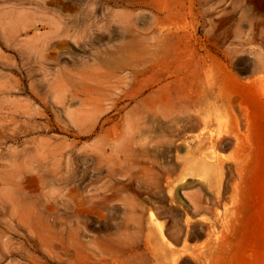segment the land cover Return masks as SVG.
<instances>
[{
	"label": "rangeland",
	"instance_id": "374dc122",
	"mask_svg": "<svg viewBox=\"0 0 264 264\" xmlns=\"http://www.w3.org/2000/svg\"><path fill=\"white\" fill-rule=\"evenodd\" d=\"M161 1L178 15L168 21L146 5L156 0H0V264H264V0ZM35 9L42 17L32 24ZM87 11L86 34L70 27L68 37L45 34L49 19L66 29ZM122 17L129 38L169 33L177 53L188 46L194 61L184 79L161 75L174 64H149V39L143 76L87 79L89 91L77 75L84 85L76 76L69 82V73L97 71L93 57L107 59L123 44ZM169 82L167 95L161 87ZM180 90L189 99L176 120L150 114L127 132L126 112L139 100L159 94L180 106L171 100Z\"/></svg>",
	"mask_w": 264,
	"mask_h": 264
},
{
	"label": "bare ground",
	"instance_id": "6f19581e",
	"mask_svg": "<svg viewBox=\"0 0 264 264\" xmlns=\"http://www.w3.org/2000/svg\"><path fill=\"white\" fill-rule=\"evenodd\" d=\"M152 0H150V2H151ZM164 1V0H163ZM167 0H165V2H166ZM170 1V0H169ZM176 1V0H175ZM161 0H156V3L155 4H150L149 2L148 3H146V5L147 6H149L153 11H155L157 14H165V18H167V20L169 21V19H172V18H174L176 15H178L177 13H178V10L176 9V7H175V5L174 4H167V3H165V4H161ZM173 2V1H172ZM83 3V2H82ZM113 2H112V0H107V4L106 5H110V4H112ZM140 3H141V1H140ZM163 3V2H162ZM169 3V2H168ZM84 4V3H83ZM117 4V3H116ZM13 5V4H12ZM11 5V6H12ZM25 6V5H24ZM35 6V5H34ZM6 7V6H5ZM4 7V8H5ZM16 7V6H15ZM37 7V6H36ZM10 8H12V7H10ZM18 8V7H17ZM35 8V7H34ZM3 9V8H2ZM37 9H39V8H37ZM91 9H93V8H91ZM112 9V8H111ZM4 10V9H3ZM14 9H12L11 11H13ZM18 11H23V10H19V8L17 9ZM31 10V9H30ZM40 10V9H39ZM2 11V10H1ZM0 11V12H1ZM10 11V10H9ZM15 11V10H14ZM13 11V12H14ZM18 11H15L16 13L18 12ZM26 11V10H25ZM32 11V10H31ZM6 12H7V10H6ZM43 12V11H42ZM8 14H9V12H7ZM6 13V14H7ZM11 13V12H10ZM25 13V12H24ZM29 13V12H28ZM28 13H25V16H26V14H28ZM19 14V13H18ZM18 14L16 15L15 14V16L18 18L19 16H18ZM23 14V13H22ZM30 14H31V12H30ZM29 14V15H30ZM32 14H33V12H32ZM32 14L30 15L31 16V19H33V18H36L35 20H32L33 22H32V24L34 23V22H36L37 21V19H38V17H42V16H37V14H38V11L35 9L34 10V14H33V16H32ZM41 14V13H40ZM43 14H45V13H43ZM93 13H92V11H87L86 13H84V17H83V19H79L78 17H77V15H74L73 17H72V19L69 17V21H70V19H71V22H70V25L68 26V28H67V26L66 25H68V23L65 25L66 26V29H65V27H61L62 25H63V23H60V22H58L57 21V19L58 18H56V20L54 19V18H52V19H49L48 21H47V27H45L46 28V33L45 32H43L42 33V35H44V33L45 34H47V35H49V36H51V38L53 37V36H55L56 38L58 37V39L61 37L62 38V36H67V33L68 32H70V31H67V30H70V28H71V30L72 29H74L75 30V28L77 29L78 28V30H79V33L81 34V35H83V34H86L90 29H91V27H92V23H91V19H90V17H91V15H92ZM116 14V13H115ZM131 14V13H130ZM180 14V13H179ZM10 15V14H9ZM14 15V14H13ZM12 15V16H13ZM21 15V14H20ZM110 15L113 17V13H112V11L110 12ZM124 15V14H123ZM127 15V14H126ZM133 15V14H132ZM24 16V17H25ZM128 16V15H127ZM127 16L125 17V18H127ZM154 16V15H153ZM5 17H7V16H5ZM9 17V16H8ZM16 17H14L13 16V18H16ZM43 17H45V16H43ZM48 17V16H47ZM47 17H45L46 19H47ZM120 17V16H119ZM124 17V16H123ZM122 17V18H123ZM130 17V16H129ZM10 18V17H9ZM8 18V19H9ZM16 18V19H17ZM20 18V17H19ZM0 19H1V17H0ZM29 19V18H28ZM110 19V18H109ZM115 19V18H114ZM124 19V18H123ZM128 19V18H127ZM127 19H124V24L125 25H123V28H122V30H123V36H122V39L123 40H125L124 42H123V44H121L118 48H117V50L116 51H112V52H109L108 54L106 53V55H108L109 57H107V59H100V58H98V57H93V58H96L97 60H98V62L96 63L95 62V65L97 64V65H101V67H98V69H97V71L98 70H100L103 66L105 67V69H107V70H102L104 73H102V71H99L100 72V74L102 73V75H100L99 73V76H96L97 74H95V73H97V71L96 70H93L94 72H92V73H90V72H87V71H89V67H88V69H87V67H86V69H81V70H75V72L74 73H69V76L66 74V73H68V72H66V71H68V70H66V69H69V68H64L65 69V74L67 75V79L69 80V82H71L72 81V83L73 82H75L76 80H74V76H79V77H81L82 79H84V80H86V82L84 81V80H81V78L79 79V78H77V76L75 77L77 80H78V82L76 83V85L78 86L81 82L83 83V81H84V83H85V88L87 89L88 88V85L86 84L87 82L89 83V81H87V79H89V80H95V81H97L99 78H102V81H100L101 83L103 82V79H105V81H107V80H109V79H111L112 77L113 78H117L116 76H117V74H116V76H115V72H123V71H125V70H129V75H130V77H136V76H143L146 72H147V70H149V69H147L146 67H145V64H147L148 63V59H149V54H150V52L148 53V49L146 50L145 49V46L143 45L144 43H146L149 39H151V40H153L154 41V45H152V47L154 48V51L153 52H151V59H152V57H155V62H153V60H151L150 62H149V64L151 63V64H155V63H161V64H163V66H168L169 64H174L175 65V68H171L172 66H169L171 69L170 70H173V71H167L165 74H161V75H167V76H169V75H172V77H174L175 78V82H178L179 83V81H181L182 79H184L183 78V71L188 67V68H193V61H194V59H193V53H192V50H190V48H187L188 46H186V48L185 49H181V51L180 52H178L179 53V55H176V54H178L175 50V47H176V45H178L179 43H177L175 46H174V44L175 43H173V42H175V40L174 39H176V37H174V36H172L171 34H169L168 33V35L167 36H162L161 38H160V40H159V35H157V34H155V33H153L152 32V34L150 35V34H148L147 33V36L144 38V36L143 37H141V38H144V39H142L141 41H139V40H137V38L138 37H135L134 35H132L134 38H129L130 36H131V31H130V28H131V23H130V19H129V21H126ZM27 20V19H26ZM63 20V19H62ZM167 20H164V21H167ZM1 21V20H0ZM30 21V20H29ZM64 21V20H63ZM68 21V22H69ZM114 21V20H113ZM113 21L112 20H109V25H108V27H109V29H112L111 27H112V24H113ZM158 21V16H157V18L156 17H154V21H153V23L155 22H157ZM161 21V20H160ZM25 22H27V23H31V22H28V21H25ZM39 22H41L40 20H39ZM43 22V21H42ZM45 22V21H44ZM66 23V22H65ZM152 22H150L148 25H149V27H147V29H149L151 26H152V24H153ZM162 23V22H161ZM160 23V24H161ZM28 24V25H29ZM32 24H31V27H33L32 26ZM44 24V23H43ZM46 24H45V26H46ZM60 24H62L61 26H60ZM120 24V23H119ZM159 24V23H158ZM13 25V24H12ZM11 25V26H12ZM27 25V26H28ZM35 25V24H34ZM171 25H172V23H171ZM30 26V25H29ZM25 27H26V25H25ZM70 27V28H69ZM8 28V27H7ZM19 28V27H18ZM27 28V27H26ZM25 28V29H26ZM13 29V28H12ZM21 29H23V28H21ZM28 29V28H27ZM151 29V28H150ZM149 29V30H150ZM6 30V29H5ZM10 30V29H9ZM12 31V30H11ZM145 31V30H144ZM15 33V32H14ZM17 33V32H16ZM41 34V33H40ZM33 35H34V33H33ZM32 35V36H33ZM111 35V34H110ZM10 36V35H9ZM15 36V35H14ZM36 37H38L37 35H35ZM46 36V35H45ZM74 36H77V35H74ZM48 37V36H47ZM47 37H45L46 39H47ZM68 37V36H67ZM79 37H80V35H79ZM78 37V38H79ZM92 37V36H91ZM33 38V37H32ZM35 38V37H34ZM33 38V39H34ZM44 38V37H43ZM39 39V38H38ZM75 39H76V37H75ZM100 40V39H99ZM178 40V39H177ZM43 41H45V39H43ZM52 41V40H51ZM51 41H49V43L51 42ZM60 41V40H59ZM78 41V40H77ZM76 41V42H77ZM173 41V42H172ZM179 42H180V39H179ZM186 42V41H185ZM185 42H183V43H185ZM47 41H46V44H49ZM53 43V42H52ZM63 43V42H62ZM62 43H61V45H62ZM173 43V44H172ZM46 44L44 43V45L46 46ZM185 44H187V43H185ZM38 46V45H37ZM43 46V45H42ZM50 46V45H49ZM115 46V45H114ZM180 46V45H179ZM185 46V45H184ZM183 46V47H184ZM46 47H44V49H45ZM49 48V47H48ZM149 48V47H148ZM178 48V47H177ZM36 49V48H35ZM38 49H40V48H37V50ZM43 49V48H42ZM47 49V48H46ZM150 49V48H149ZM37 50H33L34 51V53L35 52H37ZM113 50V49H112ZM41 51V50H40ZM42 52H43V50H42ZM175 52V53H174ZM38 53V52H37ZM41 53V52H40ZM98 53V52H97ZM101 54V53H100ZM99 54V55H100ZM117 54H120V55H117ZM35 55V54H34ZM43 55V54H42ZM42 55H40V57L42 56ZM96 54H94V56H95ZM98 55V56H99ZM39 56V55H38ZM97 56V55H96ZM39 58V57H38ZM43 58V57H42ZM42 58H40L41 60H42ZM103 58H105V57H103ZM194 58H196V57H194ZM30 59V58H29ZM37 59V58H36ZM39 60V59H38ZM51 60H53V58L51 57ZM49 61V60H48ZM94 61H96V60H94ZM35 62V61H34ZM52 62V61H51ZM40 63V62H39ZM42 63V62H41ZM40 63V64H41ZM83 63V62H82ZM57 64V63H56ZM74 64V63H73ZM86 64V63H85ZM94 64V63H93ZM92 64V65H93ZM158 64V65H159ZM84 65V64H83ZM89 64H87V66H88ZM40 65H38V67H39ZM86 66V65H85ZM84 66V67H85ZM91 66V65H90ZM156 66V65H155ZM194 66H195V64H194ZM41 67V66H40ZM73 67V66H72ZM138 67H142L141 69H138L137 70V68ZM161 67H162V65H161ZM169 67H162L163 69H168ZM198 67H199V65L197 64V68H196V70L194 69V71H190L189 73H188V75H192V74H195V73H197V69H198ZM62 68V70L64 71V69ZM95 67H93V69H94ZM97 68V67H96ZM100 68V69H99ZM187 68V72H188V70H191V69H188ZM32 68H30V70H31ZM34 69V68H33ZM37 70V69H36ZM42 70H43V68H42ZM58 70V69H57ZM160 70V69H159ZM29 71V70H28ZM32 71L33 70H31V72L29 73V74H34V73H32ZM44 71V70H43ZM46 71V70H45ZM59 71V70H58ZM61 71V70H60ZM63 71H61V72H63ZM73 71V70H72ZM90 71H92V69L90 70ZM41 72V70L39 71V73ZM60 72V73H61ZM163 72V71H162ZM187 72H185V74H187ZM35 73H36V71H35ZM38 73V72H37ZM59 73V72H58ZM87 73H90V74H87ZM192 73V74H191ZM63 74H64V72H63ZM71 74V75H70ZM95 74V75H94ZM184 74V76L186 77V75ZM44 75V74H43ZM66 75H65V77H66ZM46 76H47V73H46ZM61 76V75H60ZM64 76V75H63ZM157 76H158V74H157ZM195 76V75H194ZM32 77V76H31ZM54 77V76H53ZM62 77V76H61ZM127 77V76H126ZM160 77V76H159ZM164 77V76H163ZM163 77H161V79L163 78ZM30 78V77H29ZM63 79H65L64 77H62ZM128 78V77H127ZM126 78V79H127ZM154 78H156V77H154ZM168 78V77H167ZM190 78H192V77H190ZM54 79H56V77H54ZM61 79V78H60ZM97 79V80H96ZM125 79V78H124ZM43 80H44V78H43ZM42 80V81H43ZM53 80V79H52ZM51 80V81H52ZM66 80V79H65ZM64 80V81H65ZM74 80V81H73ZM80 80H81V82H80ZM35 81V80H34ZM61 81H63V80H61ZM94 81V83H97V84H99L100 85V82H99V80L97 81V82H95ZM40 82V81H39ZM54 82V81H53ZM52 82V83H53ZM67 82V81H66ZM66 82H64V84L66 83ZM69 82H67L68 84H71L72 85V83H69ZM80 82V83H79ZM99 82V83H98ZM108 82V81H107ZM111 82V81H110ZM37 83V82H36ZM51 83V82H50ZM51 83V84H52ZM63 83V82H62ZM61 83V84H62ZM84 83L83 84H80L79 86H82V85H84ZM112 83V82H111ZM145 83V82H144ZM170 83L171 82H169V83H166L163 87H161V91L162 92H164L165 94H169L170 95V93H169V91H170V88L168 87V86H170ZM174 83V82H173ZM192 83H193V80H192ZM50 84V85H51ZM56 84V83H55ZM75 84V83H74ZM103 84V83H102ZM113 84V83H112ZM57 85V84H56ZM56 85H55V87H56ZM58 85H60V84H58ZM86 85H87V87H86ZM93 85V84H92ZM105 85V84H104ZM109 85H111V84H109ZM61 86V85H60ZM91 86V85H90ZM62 87V86H61ZM64 87V86H63ZM92 87V86H91ZM94 87V86H93ZM111 87H113L112 85H111ZM69 88H70V86H69ZM83 88V87H82ZM83 89V90H85V91H83V90H81V91H83V92H85L86 94H87V91H86V89ZM90 88V87H89ZM89 88H88V91H89ZM100 88H102V86L100 87ZM60 89V88H59ZM66 90H67V87L65 88ZM64 89V90H65ZM80 89H81V87H80ZM92 89H94V88H92ZM98 88H96V90H97ZM143 87H141L140 85H139V87L137 88V90L135 91L136 92V94H134V95H136V96H138L139 94L141 95V93L143 92ZM63 89H61V91H62ZM91 90V89H90ZM95 90V91H96ZM100 90V89H99ZM68 91H71V90H68ZM75 91V90H74ZM74 91L73 92H71V93H74ZM93 91V90H92ZM92 91L89 93L90 95H91V93H92ZM191 91V90H190ZM66 92V94H67V91H65ZM82 92V93H83ZM98 92H100V91H97V92H94L93 91V93L94 94H96V93H98ZM160 92V91H159ZM181 92H183V90H180V92L179 93H177L176 95L174 94V96H175V98H171V100H177V102L179 103H177L178 105H180V106H176V105H174V104H171V103H173V101H171V105H169V104H164V103H162V102H160L159 100L160 99H157L158 97H159V94L157 95V94H153V95H151V94H148L144 99H141V100H139L138 101V103H137V105L138 106H136L135 108H131L130 110L128 109V112H126L127 113V115H129V120H127V121H129V123H128V127H126L127 129H128V131L127 132H130V131H135V129L134 128H137V127H140V125L138 126V122L139 123H145V119L149 116H151L152 114H154V115H156V114H159V115H161V116H158L159 117V119L161 118V117H164V118H171V119H174L175 118V115L174 114H176L177 112H179V110L180 109H185V108H182L183 107V103H180L181 101L183 102V101H186L187 99H189L188 98V93L186 92V93H181ZM62 93H63V91H62ZM78 93V92H77ZM77 93H75V95L77 94ZM82 93H80V94H82ZM102 93H103V91L101 92V93H99V95L101 94L102 95ZM190 93V92H189ZM209 93V92H208ZM64 94V93H63ZM69 94V93H68ZM84 94V93H83ZM86 94H84V95H86ZM98 95V96H99ZM104 95V94H103ZM155 95H157L158 97H155ZM190 95V94H189ZM70 96L72 97V96H74V95H71L70 94ZM87 96V95H86ZM91 96H93V95H91ZM90 96V97H91ZM128 96H130V95H128ZM135 96V97H136ZM95 97V96H94ZM134 97V98H135ZM73 98V97H72ZM74 98H75V96H74ZM73 98V99H74ZM127 98H129V97H127ZM4 99V98H3ZM130 99V98H129ZM1 101H2V98L0 99ZM85 100H87V99H85ZM97 100V99H96ZM4 101L5 102H7L5 99H4ZM3 101V102H4ZM94 101V100H93ZM4 102V103H5ZM86 102H88V101H86ZM91 102V101H90ZM89 103V102H88ZM176 103V102H175ZM83 104V103H82ZM92 104V103H91ZM95 104H96V102H95ZM182 104V105H181ZM187 104H188V102H187ZM187 104H185V105H187ZM85 105V104H84ZM87 105H89V104H87ZM94 105V104H93ZM190 105V104H189ZM90 106V105H89ZM95 106V105H94ZM133 106H135V105H133ZM188 106V105H187ZM186 106V107H187ZM91 107H92V105H91ZM185 107V106H184ZM188 108H190V107H188ZM188 108H186V111H189L190 109H188ZM85 109V108H84ZM93 109H94V107H93ZM92 109V110H93ZM188 109V110H187ZM87 110H88V108H87ZM178 110V111H177ZM88 112V111H87ZM91 112V111H90ZM92 112H95V113H98L99 112V106L97 105L96 107H95V109H94V111H92ZM180 112H182V110L180 111ZM185 112V111H184ZM81 113H82V110H81ZM84 113V112H83ZM187 113V112H186ZM151 114V115H150ZM177 114H183V112L182 113H177ZM177 114H176V117H177ZM30 115V117H32V115L31 114H28V116ZM83 115V114H82ZM153 115V116H154ZM188 115V114H187ZM186 115V116H187ZM126 116V115H125ZM180 116V115H179ZM78 117V116H77ZM79 117H81V115L79 114ZM90 117V114L89 113H87L86 114V117L84 116V119H82V120H84V121H86L87 122V120H85V118L86 119H88ZM93 117V116H92ZM156 117V116H155ZM157 117V118H158ZM174 117V118H173ZM183 117H185L184 115H183ZM183 117H181V119L183 118ZM189 117V116H188ZM178 118V117H177ZM14 119V118H13ZM12 119V120H13ZM91 119V118H90ZM93 119H94V117H93ZM151 119V118H150ZM149 119V120H150ZM163 119V118H162ZM32 120V119H31ZM143 120V121H142ZM156 120V119H155ZM175 120H176V118H175ZM84 121H80L79 123L82 125H84ZM142 121V122H141ZM157 121V120H156ZM161 121V120H160ZM162 121H165L164 119L162 120ZM182 121V120H181ZM81 122H83V123H81ZM85 122V123H86ZM106 122V121H105ZM125 122H126V120H125ZM170 122V121H169ZM89 123H91V121H89ZM124 123V122H123ZM127 124V123H126ZM83 125H82V127H83ZM85 125H87V124H85ZM89 125H91V124H89ZM93 125V124H92ZM92 125L91 126H89L91 129L93 128L92 127ZM142 125V124H141ZM143 125H145V124H143ZM142 125V126H143ZM80 126V125H79ZM146 126V125H145ZM88 127V126H87ZM89 127H88V130L90 131V129H89ZM80 128H81V126H80ZM142 128H144V126L142 127ZM141 128V129H142ZM87 129V128H86ZM86 129H84V130H86ZM127 129H125V130H127ZM138 129V128H137ZM122 130V129H121ZM143 130V129H142ZM85 132H87V130L85 131ZM136 132V131H135ZM122 133V132H121ZM120 133V134H121ZM123 134V133H122ZM124 134H126V132L124 133ZM129 135H130V133H128ZM135 134V133H134ZM141 134H142V132H141ZM132 135V134H131ZM106 136V135H105ZM138 136V135H137ZM104 137V136H103ZM121 137V136H120ZM125 137V136H124ZM128 137V136H127ZM136 137V136H135ZM130 138H132L131 136H130ZM129 137L128 138H126V140L128 139H130ZM103 139H107V137L106 138H103ZM116 140V139H115ZM46 141V140H45ZM103 141V140H102ZM130 141V140H129ZM107 142H108V140H107ZM132 142V141H131ZM45 143V142H44ZM48 143V142H47ZM122 143H124V142H122ZM126 143V142H125ZM43 144V143H42ZM130 144V143H129ZM40 145H41V143H40ZM39 145V146H40ZM49 145V144H48ZM107 145V144H106ZM122 145V144H121ZM103 146V145H102ZM105 146V145H104ZM118 146V145H117ZM133 146H134V143H133ZM132 146V147H133ZM40 147H42L43 148V146H40ZM39 147V148H40ZM44 147H45V145H44ZM59 147V146H58ZM64 147V146H63ZM62 147V148H63ZM46 148H47V144H46ZM62 148L60 149V154L61 155H63V153H61V150H62ZM122 148V147H121ZM125 148V147H124ZM25 149V148H24ZM56 149V148H55ZM59 149H58V153L57 154H54L53 156H55L56 157V155H58L59 154ZM102 151H104V148L103 147H101L100 148ZM123 149V148H122ZM134 149H135V147L133 148V151H134ZM41 150V152L43 151V154L42 155H44V152L46 153V150H44V149H40ZM38 151V150H37ZM48 151H50L49 149H48ZM117 151H119V150H117ZM126 151V150H125ZM124 151V152H125ZM24 152H26V151H24ZM62 152H63V150H62ZM16 153V152H15ZM18 153V152H17ZM37 153V152H36ZM51 153V152H50ZM53 153H55V151H53ZM103 153V152H102ZM122 153V152H121ZM136 153V152H135ZM14 154V153H13ZM28 154V155H27ZM26 154V156L27 157H30V156H32V154H30L29 155V153H27ZM49 154V153H48ZM59 154V155H60ZM110 154H111V152H110ZM109 154V155H110ZM119 155H120V152L118 153ZM133 154V153H132ZM132 154H130V155H132ZM21 155V154H20ZM34 155V154H33ZM35 155H37V154H35ZM40 156H41V153L39 154ZM38 155V156H39ZM47 155V154H46ZM51 155V154H50ZM116 155H117V152H116ZM17 156H19V155H17ZM23 156V155H22ZM26 156H25V154H24V160H25V158H26ZM37 156V157H38ZM53 156H52V158H53ZM111 156V155H110ZM109 156V157H110ZM20 157V156H19ZM19 157H17V159H19ZM121 157V156H120ZM124 157H126L127 158V155H124ZM130 157V156H129ZM128 157V158H129ZM132 157V156H131ZM134 157V156H133ZM132 157V158H133ZM11 158H14L13 156H11ZM21 158V157H20ZM35 158V157H34ZM41 158L42 157H40V159L39 160H41ZM46 158H47V156H46ZM45 158V159H46ZM51 158V157H50ZM51 158V159H52ZM99 158V157H98ZM98 158H97V161L99 162L100 160H98ZM113 158V156L111 157V159ZM15 159V158H14ZM32 160H33V157L31 158ZM31 159H26V160H28L27 162H29V160H31ZM36 159V158H35ZM56 160H57V158H55ZM59 159H62V158H60L59 157ZM109 159V158H108ZM116 159V158H115ZM125 159V158H124ZM134 159V158H133ZM39 160H37V161H39ZM117 160V159H116ZM130 160V159H129ZM14 161V160H13ZM16 161H18V160H16ZM35 161V160H34ZM59 161L60 160H58V163L57 164H59ZM105 161V160H104ZM15 162V161H14ZM36 162V161H35ZM42 162V161H41ZM45 162V161H44ZM61 162V161H60ZM103 162V161H102ZM101 162V163H102ZM106 162V161H105ZM113 162V161H112ZM116 162H118V160L116 161ZM125 163V161H122V163ZM39 163H40V161H39ZM38 163V164H39ZM100 163V162H99ZM129 163H130V161H129ZM60 165H61V163H60ZM115 165V164H114ZM123 165V164H122ZM125 165V164H124ZM128 165V164H127ZM41 166H42V164H41ZM55 167V166H54ZM58 168V167H57ZM124 168V167H123ZM110 169H112V168H110ZM58 170H60V169H58ZM54 172H55V170H54ZM60 172V171H59ZM110 172V171H109ZM116 172V171H115ZM56 173V172H55ZM54 173V174H55ZM126 173H128V172H126ZM130 173H132V172H130ZM129 174V173H128ZM108 175V174H107ZM115 175H116V173H115ZM126 176V175H125ZM55 177V176H54ZM112 177H113V175H112ZM45 178V177H44ZM58 178H59V176H58ZM15 179V178H14ZM6 180V179H5ZM64 180V179H63ZM4 185V184H3ZM6 189H8V188H6ZM5 189V190H6ZM10 190V189H9ZM54 190V189H53ZM12 191V190H11ZM58 191V190H57ZM12 195H13V193H12ZM173 254V253H172ZM174 255V254H173ZM174 263V262H173Z\"/></svg>",
	"mask_w": 264,
	"mask_h": 264
}]
</instances>
